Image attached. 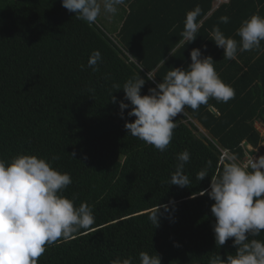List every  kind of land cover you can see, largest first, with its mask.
I'll return each instance as SVG.
<instances>
[{
  "label": "trees",
  "instance_id": "trees-1",
  "mask_svg": "<svg viewBox=\"0 0 264 264\" xmlns=\"http://www.w3.org/2000/svg\"><path fill=\"white\" fill-rule=\"evenodd\" d=\"M196 7L197 38L177 46L186 14ZM257 12L264 16V0H229L218 7L215 0H126L115 15L102 12L89 26L62 0H0V158H47L71 174L63 195L77 207L86 202L95 216L73 239L46 245L38 264H109L118 257L139 264L141 251L158 253L162 264H208L212 253L223 259L235 254L232 238L217 248L215 202L199 193L210 190L223 150L241 163L247 152L264 155V132L257 128V122L264 125V41L227 60L210 33L219 25L239 42L242 22ZM225 15L227 24L219 19ZM194 48L213 57L235 98L227 103L210 98L198 110L185 107L174 118L171 143L160 152L125 129L136 117L127 116L129 107L121 118L125 92L113 85L122 88L140 75L146 95L168 70L186 69ZM94 50L103 58L99 71L87 67ZM148 72L154 81L147 80ZM184 150L191 154L184 167L190 184L181 188L170 179ZM208 161L209 176L197 180ZM158 204H169V212L156 228L149 215ZM252 238L264 239V230Z\"/></svg>",
  "mask_w": 264,
  "mask_h": 264
},
{
  "label": "clouds",
  "instance_id": "clouds-1",
  "mask_svg": "<svg viewBox=\"0 0 264 264\" xmlns=\"http://www.w3.org/2000/svg\"><path fill=\"white\" fill-rule=\"evenodd\" d=\"M121 5H126V0H62L64 8L89 26L98 22L102 12L115 15ZM200 11L196 7L186 14L177 46L197 38L200 25L196 18ZM219 19L224 24L229 22L227 15ZM237 35L241 38L239 42L226 37L219 25H215L210 39L223 49L224 59L235 60L238 51L261 47L264 16L259 12L252 14L242 22ZM204 48L206 50L207 45ZM190 56L192 63L186 69L176 67L168 70L163 81L150 88L146 95L141 94L146 80L140 75L129 78L122 88L113 85L125 92L124 100L119 101L121 118L129 107L131 110L127 116L136 117L134 122L126 121L125 129L160 152H165L171 143L173 130L177 127L174 118L181 113L184 115L185 107L198 110L210 98L224 103L235 98V89L221 79L212 56H204L200 48L192 49ZM102 60L101 52L94 50L87 67L99 71ZM84 67L81 65L82 69ZM154 79L148 72L147 80ZM89 91L94 92V89ZM111 100L117 103L113 95ZM72 155L74 157L75 153ZM190 158L188 150L177 154L178 163L171 174V185L189 186L184 167ZM221 165L211 176L210 190L201 191L199 195L207 194L215 202L211 213L215 217L213 231L217 248L232 238L236 252L228 254L227 259L219 253H212L208 264H264V239H250L261 236L264 230V155L258 159L253 157L246 163L239 162L235 155L227 156ZM211 166L212 162L208 161L196 179L202 181L208 177ZM71 184V174L54 168L47 158L27 154L17 155L10 162L0 158V264H38L46 245L61 239L67 242L74 238V234L82 229L88 230L95 223L91 206L84 202L77 207L74 199L63 195ZM170 203L174 204V201ZM165 212H169V204H158L151 211L149 220L156 228ZM109 264H134V260L132 257H118L110 260ZM139 264H162L161 256L156 252L141 251Z\"/></svg>",
  "mask_w": 264,
  "mask_h": 264
},
{
  "label": "built area",
  "instance_id": "built-area-1",
  "mask_svg": "<svg viewBox=\"0 0 264 264\" xmlns=\"http://www.w3.org/2000/svg\"><path fill=\"white\" fill-rule=\"evenodd\" d=\"M228 1H229V0H215L216 7L220 6V5L223 4V3H226V2H228ZM247 149L250 150V149H252V147H251V146H248ZM227 156H230L229 151H228V150H223V152H222V159H223L224 157H227ZM253 157H254V159H258V158H259V156L250 155V154L247 152V159H246L245 163L248 162V161H250Z\"/></svg>",
  "mask_w": 264,
  "mask_h": 264
},
{
  "label": "crops",
  "instance_id": "crops-1",
  "mask_svg": "<svg viewBox=\"0 0 264 264\" xmlns=\"http://www.w3.org/2000/svg\"><path fill=\"white\" fill-rule=\"evenodd\" d=\"M215 110V109H214ZM258 123V122H257ZM261 123V122H259ZM259 130H261V132H264V125L261 123V126L260 127H257Z\"/></svg>",
  "mask_w": 264,
  "mask_h": 264
},
{
  "label": "rangeland",
  "instance_id": "rangeland-1",
  "mask_svg": "<svg viewBox=\"0 0 264 264\" xmlns=\"http://www.w3.org/2000/svg\"><path fill=\"white\" fill-rule=\"evenodd\" d=\"M260 126H261V123L258 122V123H257V127H260Z\"/></svg>",
  "mask_w": 264,
  "mask_h": 264
},
{
  "label": "water",
  "instance_id": "water-1",
  "mask_svg": "<svg viewBox=\"0 0 264 264\" xmlns=\"http://www.w3.org/2000/svg\"><path fill=\"white\" fill-rule=\"evenodd\" d=\"M214 110V109H213ZM215 111V110H214Z\"/></svg>",
  "mask_w": 264,
  "mask_h": 264
}]
</instances>
